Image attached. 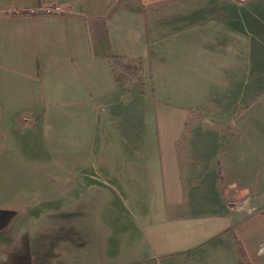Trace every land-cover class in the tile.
<instances>
[{
  "label": "crops",
  "instance_id": "crops-1",
  "mask_svg": "<svg viewBox=\"0 0 264 264\" xmlns=\"http://www.w3.org/2000/svg\"><path fill=\"white\" fill-rule=\"evenodd\" d=\"M23 1L0 6V152L15 156L2 168L10 186L52 168L68 172L64 194H91L83 205L64 195L46 199L43 209L6 199L13 219L0 244L14 249L30 239L37 247L32 264H239L233 228L264 209V187L247 185L234 164L225 193L238 207L226 212L213 200L188 207L184 184L202 176L213 183L221 172L211 167L212 148L176 143L191 107L183 102L184 81L199 105L218 97L264 105V0H165L173 10L191 6L175 15L181 28L168 33L158 27L169 13L149 25L141 8L119 6L107 16L104 47L72 2L62 6L67 13L46 15L29 11L57 0ZM109 54L142 58L143 92L151 85L159 99L183 105L184 120L173 126L171 117L148 114L149 145H140L138 130L117 128L122 117L138 128V87L115 82ZM24 155L32 157L22 166ZM93 205L102 209L98 226L89 220ZM48 215L56 220L45 226ZM66 232L68 242L49 240Z\"/></svg>",
  "mask_w": 264,
  "mask_h": 264
},
{
  "label": "rangeland",
  "instance_id": "rangeland-1",
  "mask_svg": "<svg viewBox=\"0 0 264 264\" xmlns=\"http://www.w3.org/2000/svg\"><path fill=\"white\" fill-rule=\"evenodd\" d=\"M34 1L29 0V3L34 4ZM173 1L171 0L170 2ZM18 2L22 4L24 1L0 0V6L4 8L9 5H15ZM57 2L60 6H66L67 2H72L73 10L79 12L92 25L91 32L95 42H101L103 47L106 46L108 40V27L105 23L107 16L113 9L119 6L131 8L132 10L142 9L143 15L148 23L161 20L164 22L165 16L169 13L171 18L167 19L163 25L158 27L166 33L177 31L181 28L179 24L178 26L175 25V21L178 18L175 15L179 12H186L185 10L189 12L191 7L183 8L182 6L181 9L173 10L171 8L174 4L172 6L169 5L167 8L168 3L165 0H57ZM161 6L165 7L160 8ZM144 7L149 9L143 10ZM127 84L131 85L130 87L132 88L138 87V90L135 92L137 93L135 98L138 100V112L140 114V117H138L139 126L138 128L135 126V119L134 123H132L128 117H122L116 122V125L117 128L122 129L124 134H127V131L136 132L138 130L140 133V145L150 144L149 141L151 139L147 136L148 114L151 115V113L155 112L157 120H162L163 117H171L173 126H178L179 121L181 119L184 120L185 114L183 112L175 108L164 109V106L155 103L151 85H148L144 93L145 88L143 89L139 82L128 81ZM184 84H186L184 87L188 86L186 89H183L188 99L186 100L183 97V102H187L184 105L191 106L192 108L200 107L194 98L190 99V97L196 96L195 89L187 81H184ZM218 98L212 102L213 104L203 105L204 108L200 107L197 110L200 117L195 120V123L192 124L187 120V126L183 130V137L178 138L176 144H183V146L188 147L202 146L212 148L217 153L214 154L211 167L217 168V171L219 168L221 172L219 180L215 179L213 183H209L208 181L210 180L205 176L200 177L194 185H189L186 182L183 192L184 203H187L188 207H194L196 205L210 203L213 200L216 203L218 202L222 210L229 212L238 207L239 203L228 200L226 197L227 193H225L232 188L230 186L229 173H231L234 164L239 165V172L241 173L242 179L243 176L246 177L245 181L247 185L257 182L260 183V187H264V105H231L227 99L223 97ZM160 101L162 103L168 102V100L163 99H160ZM172 104L175 107L179 105L176 102H172ZM123 112L126 113V110ZM191 129L193 132L190 131ZM31 157V155L22 156L20 159L24 161L22 162V166L25 160ZM14 158V155H9L7 152H0V231L2 233H4V229L7 228L13 219V214L11 215L10 211L6 209L8 204L6 199L8 198L13 197L16 199L13 205L21 208L26 205V202L29 204L33 202V205H37L39 209H43L46 205H44L46 199L56 197L55 199L57 200V197L63 198L61 195H64L65 199H75L79 205H83L91 194V192L83 189L81 190V195H76V197L73 192H65L64 194L63 189L67 184L68 172L64 174L61 170H54L52 168L37 170L39 177L26 178L23 182L26 184H23L22 187L10 186L9 184L11 182L8 180L9 178L2 166L5 163L8 164L10 159ZM202 160L198 161L199 169L202 168L200 166L204 162ZM36 161L41 163L38 159ZM15 162L17 161L15 160ZM36 165L38 164L35 163L34 166ZM54 175L56 176L55 179L53 178ZM235 189L237 190V188ZM101 210V206L99 205H93L91 208L89 220L94 226H98L99 224ZM67 211L60 212L59 214L62 217L63 215L68 217L69 214ZM55 220L56 218L52 215H48L42 221L46 226ZM66 222H68L66 223L67 226H73L68 219ZM233 230L238 242L242 245V250H237L239 253V264H264V209L252 212L246 219L235 225ZM228 236L232 238V233H229ZM25 238L27 239V235ZM70 238L71 236L67 232L61 234L59 239L49 236V240H51L53 245L58 241L68 242ZM29 240L28 244L26 242L22 243V247H20L18 242L17 244L20 248L14 249L13 246L8 247L0 244V264H32V260L36 257L37 247L34 242L30 243ZM186 264L203 263L196 259H189Z\"/></svg>",
  "mask_w": 264,
  "mask_h": 264
},
{
  "label": "trees",
  "instance_id": "trees-1",
  "mask_svg": "<svg viewBox=\"0 0 264 264\" xmlns=\"http://www.w3.org/2000/svg\"><path fill=\"white\" fill-rule=\"evenodd\" d=\"M171 1V0H169ZM110 68H111V74L117 84H123L126 86V83L129 82H139L140 85L144 86V74H145V61L142 58H136V59H128L126 57H121L113 54H109L106 56ZM127 81V82H125ZM153 99L155 103H159L161 106H164L165 108L172 109L175 108L177 110L183 111V107L181 106H173L171 103H162L160 99L156 96L155 91L152 89ZM201 108H204L203 104L200 105ZM197 108H188L185 110L187 114V119L190 123H195V120L198 119L199 113ZM237 190H239L238 186L235 187ZM241 188V187H240ZM239 248L242 250V245L239 244Z\"/></svg>",
  "mask_w": 264,
  "mask_h": 264
},
{
  "label": "built area",
  "instance_id": "built-area-1",
  "mask_svg": "<svg viewBox=\"0 0 264 264\" xmlns=\"http://www.w3.org/2000/svg\"><path fill=\"white\" fill-rule=\"evenodd\" d=\"M238 1H243V0H238ZM31 14H46V15H50V14H65L68 12V8H64L60 5H56L55 3L46 5L45 7H41L39 9L36 10H31L29 11ZM20 13V12H18Z\"/></svg>",
  "mask_w": 264,
  "mask_h": 264
}]
</instances>
